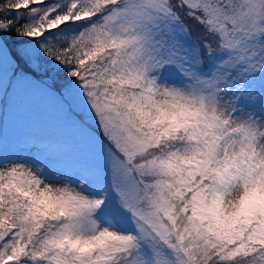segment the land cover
<instances>
[{
    "label": "snow or ice",
    "instance_id": "6c2138e0",
    "mask_svg": "<svg viewBox=\"0 0 264 264\" xmlns=\"http://www.w3.org/2000/svg\"><path fill=\"white\" fill-rule=\"evenodd\" d=\"M0 264H264V0H0Z\"/></svg>",
    "mask_w": 264,
    "mask_h": 264
}]
</instances>
